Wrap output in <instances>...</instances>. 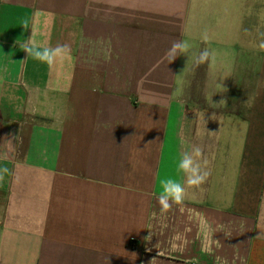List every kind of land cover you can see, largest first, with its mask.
<instances>
[{
	"label": "crops",
	"instance_id": "0c3cea01",
	"mask_svg": "<svg viewBox=\"0 0 264 264\" xmlns=\"http://www.w3.org/2000/svg\"><path fill=\"white\" fill-rule=\"evenodd\" d=\"M247 4L0 0V264H264V49ZM30 38L70 53L27 57ZM194 146L199 186L178 170ZM164 178L185 187L167 209Z\"/></svg>",
	"mask_w": 264,
	"mask_h": 264
},
{
	"label": "clouds",
	"instance_id": "9594fccd",
	"mask_svg": "<svg viewBox=\"0 0 264 264\" xmlns=\"http://www.w3.org/2000/svg\"><path fill=\"white\" fill-rule=\"evenodd\" d=\"M27 25V21H25ZM203 39H208L207 34L204 35ZM261 49H264V43L259 45ZM191 49V45L187 40L173 41L171 48L168 50V54L172 57V61L177 58L178 54L188 53ZM23 51L27 53V57L45 62L49 65L54 64L57 58H62L70 53V48L66 44H58L55 47H43L37 46L32 38L23 45ZM210 57V52L205 49L199 53L198 59L201 63L206 62ZM201 155V149L198 146H194L193 152L182 153V158L178 163V170L183 172L186 177V183L190 186H199L203 184L208 176V172H201L200 163L194 158ZM8 171L7 168L0 169V180L3 179V173ZM162 191L158 196V202L162 208L167 209L170 207V203L182 202L185 195L184 185L174 179L164 178L160 181ZM146 239H151L150 235Z\"/></svg>",
	"mask_w": 264,
	"mask_h": 264
},
{
	"label": "rangeland",
	"instance_id": "374dc122",
	"mask_svg": "<svg viewBox=\"0 0 264 264\" xmlns=\"http://www.w3.org/2000/svg\"><path fill=\"white\" fill-rule=\"evenodd\" d=\"M249 4L245 6V9L247 10V21L245 24V27H252L256 26L255 21L252 19L251 14H254V16L258 15L259 18V40H256L257 43L260 45L261 43H264V0H248ZM257 1L258 6H255V2Z\"/></svg>",
	"mask_w": 264,
	"mask_h": 264
}]
</instances>
